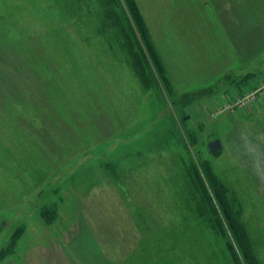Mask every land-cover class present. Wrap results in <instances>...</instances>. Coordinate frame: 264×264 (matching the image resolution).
Here are the masks:
<instances>
[{
	"label": "rangeland",
	"instance_id": "obj_1",
	"mask_svg": "<svg viewBox=\"0 0 264 264\" xmlns=\"http://www.w3.org/2000/svg\"><path fill=\"white\" fill-rule=\"evenodd\" d=\"M136 1L164 68L146 53L150 86L91 13L79 22L55 0H0V264H32L18 244L35 212L54 224L78 202L98 264H239L198 212L190 167L203 173V161L238 197L264 264V109L257 94L232 105L264 82V25L219 5L247 64L197 81L205 62L176 48L181 0ZM205 88L212 96L176 109ZM216 138L224 148L212 153Z\"/></svg>",
	"mask_w": 264,
	"mask_h": 264
},
{
	"label": "trees",
	"instance_id": "obj_2",
	"mask_svg": "<svg viewBox=\"0 0 264 264\" xmlns=\"http://www.w3.org/2000/svg\"><path fill=\"white\" fill-rule=\"evenodd\" d=\"M55 1L64 16L65 14L67 17L73 16L79 22H84L85 15L87 16L89 13L93 18L95 16L99 23V29H101L100 33L103 35L109 33L114 39L113 42L119 44L128 58V64L136 70L144 86L152 85L153 78L152 71L148 68L147 52L159 74L164 73V68L136 0H95L94 3L91 0ZM211 89L216 91L214 87ZM211 89L205 88L196 91V96L193 94L194 97L191 93L182 94L174 99L173 103L177 110L184 111L194 102L204 99L206 96V98L212 96L213 93L206 94ZM190 169L192 182L196 185L194 198L197 199L199 206L197 209L202 213L204 221L207 223L206 227L213 231L219 241L225 242L226 249L239 261V264H244V262L245 264H262L254 240L250 237L246 224L240 220L243 207L238 197L234 194V202L228 197L229 188L221 182L208 161L202 162L203 173L193 163ZM228 232L235 237L242 255H239L233 242L229 239ZM224 235L227 237L224 238Z\"/></svg>",
	"mask_w": 264,
	"mask_h": 264
},
{
	"label": "crops",
	"instance_id": "obj_3",
	"mask_svg": "<svg viewBox=\"0 0 264 264\" xmlns=\"http://www.w3.org/2000/svg\"><path fill=\"white\" fill-rule=\"evenodd\" d=\"M225 1L232 3V8H242L239 18L250 17L259 23V27L264 25V21L261 22L264 19V4H260L261 0H181L183 29H180L181 37L176 42V48L190 51L196 49L197 54L193 51L191 53L192 59L197 56L205 62L207 71H197L195 74L197 81H205L202 76L210 75L214 68L219 72L222 69L226 72L240 71L241 66L247 64L240 54H245L244 50H239L218 12L219 5ZM260 5H263V8ZM179 17H181L180 12ZM233 19L231 15V21ZM240 24L244 26L243 22ZM240 32L242 31L238 30V34ZM245 48L250 50V46L242 49ZM251 48L261 49L255 46ZM246 59L249 57L247 56ZM260 99L259 107L263 110L264 97ZM81 205L80 202L75 204L74 209L77 207L75 210L77 214L75 213L73 217L70 205L63 203L59 207L60 214L54 224H47L40 213L35 212V219L30 225L32 230L27 229L18 244L20 250L22 247H29L27 250L30 249L33 254L35 253L32 264H98L103 253H100V245H97L94 237L88 238V234L83 232L84 222L79 212ZM91 249L93 252L99 250V253H93L89 261L88 250Z\"/></svg>",
	"mask_w": 264,
	"mask_h": 264
},
{
	"label": "built area",
	"instance_id": "obj_4",
	"mask_svg": "<svg viewBox=\"0 0 264 264\" xmlns=\"http://www.w3.org/2000/svg\"><path fill=\"white\" fill-rule=\"evenodd\" d=\"M254 93L250 94V95H244L242 98L238 99L237 101H235L232 105L235 106L237 104H239L240 102H242V105H246V102H250L255 98V95L257 94V96L259 97H264V82L260 85V87L256 90L253 91ZM240 100V101H239ZM249 104V103H248ZM234 108V107H233Z\"/></svg>",
	"mask_w": 264,
	"mask_h": 264
},
{
	"label": "water",
	"instance_id": "obj_5",
	"mask_svg": "<svg viewBox=\"0 0 264 264\" xmlns=\"http://www.w3.org/2000/svg\"><path fill=\"white\" fill-rule=\"evenodd\" d=\"M208 147L212 153H217L224 148V144L220 138H216L209 142Z\"/></svg>",
	"mask_w": 264,
	"mask_h": 264
}]
</instances>
